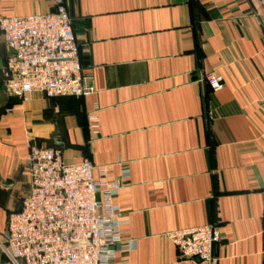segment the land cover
<instances>
[{
	"label": "crops",
	"instance_id": "0c3cea01",
	"mask_svg": "<svg viewBox=\"0 0 264 264\" xmlns=\"http://www.w3.org/2000/svg\"><path fill=\"white\" fill-rule=\"evenodd\" d=\"M85 98L10 99L0 33V233L31 192L32 146L120 182L116 264L182 261L168 235L217 225L218 264H264V6L258 0H63ZM55 0H0V18ZM216 74L225 87L212 93ZM99 133L95 132V122ZM0 264H11L0 251Z\"/></svg>",
	"mask_w": 264,
	"mask_h": 264
},
{
	"label": "built area",
	"instance_id": "2783aa9c",
	"mask_svg": "<svg viewBox=\"0 0 264 264\" xmlns=\"http://www.w3.org/2000/svg\"><path fill=\"white\" fill-rule=\"evenodd\" d=\"M45 15L0 18V33L10 50L4 87L21 103L34 94L47 98H85L86 83L72 20L63 0ZM264 6V0H258ZM212 93L225 85L216 74L204 79ZM96 118L94 130L99 133ZM31 192L0 233V251L11 264H116L120 211L114 206L120 182H108L106 170L89 160L67 165L58 148L32 146L27 161ZM182 261L218 264L217 225L168 235Z\"/></svg>",
	"mask_w": 264,
	"mask_h": 264
}]
</instances>
